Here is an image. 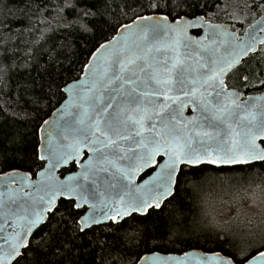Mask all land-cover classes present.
<instances>
[{"label": "snow or ice", "instance_id": "obj_1", "mask_svg": "<svg viewBox=\"0 0 264 264\" xmlns=\"http://www.w3.org/2000/svg\"><path fill=\"white\" fill-rule=\"evenodd\" d=\"M209 6L0 0V264H264V228L197 206L205 166L264 172V95L227 83L264 88V19Z\"/></svg>", "mask_w": 264, "mask_h": 264}, {"label": "rangeland", "instance_id": "obj_2", "mask_svg": "<svg viewBox=\"0 0 264 264\" xmlns=\"http://www.w3.org/2000/svg\"><path fill=\"white\" fill-rule=\"evenodd\" d=\"M251 2L252 0H221L213 6L209 15L206 16V19H213V21L224 20L232 23V25L245 27L261 13L260 10H249L245 7V5ZM253 11L255 14H253ZM259 49L260 51L257 54L261 55V58L264 56V44L261 45ZM260 78L264 79L263 76ZM228 183L230 182L222 181L215 184L214 187H221L222 190H224L226 189L224 188L226 187L225 184ZM249 184L250 186L247 187L242 194L236 192L235 195L226 197L227 190H225L224 193L217 194L213 198H210V184H208L205 208L209 211H214L216 214L222 215L225 219L227 215H230V213L226 211L228 207H231L232 211L240 209L243 213L241 220H251L252 227L264 228V187L257 184L252 185L253 183ZM204 197L205 195L201 199L202 203ZM245 227H247L246 224Z\"/></svg>", "mask_w": 264, "mask_h": 264}, {"label": "trees", "instance_id": "obj_3", "mask_svg": "<svg viewBox=\"0 0 264 264\" xmlns=\"http://www.w3.org/2000/svg\"><path fill=\"white\" fill-rule=\"evenodd\" d=\"M220 1L221 0H210V6L207 10V16L209 15L213 6H215ZM54 25L55 22H53V26ZM39 38H40L39 33H34L31 37H25V39L29 41H35L38 40ZM260 56L261 55L257 54L256 56L250 59H246L245 67L252 68L253 70H255L256 68L264 69V56H262L261 58ZM81 58L83 59V57ZM239 71L242 73L244 69L242 68ZM72 75H79V73H73ZM203 176H204L203 192L200 193V199L197 200L198 207H204V208L206 207L205 204L207 202L206 194L208 192V184H210V198H213L217 194L224 193L225 190H227L225 195L226 197H229L230 195H235L236 192H240L242 194L246 190V188L250 186L249 183H253L252 185L257 184L264 187V172H262L259 176H251L245 170H242L238 166L220 167V168L205 166ZM222 181L230 182L228 184H225L226 187L224 188L226 189L222 190L221 187L219 188L214 187L215 184L220 183ZM203 194L205 195V197L203 198V203H202L201 199L204 196ZM203 247L206 250L212 246L204 245ZM169 251L180 252L176 246H171L169 248Z\"/></svg>", "mask_w": 264, "mask_h": 264}, {"label": "flooded vegetation", "instance_id": "obj_4", "mask_svg": "<svg viewBox=\"0 0 264 264\" xmlns=\"http://www.w3.org/2000/svg\"><path fill=\"white\" fill-rule=\"evenodd\" d=\"M209 20V19H208ZM210 22H228V21H213V19H210ZM230 23V22H229ZM231 24V28L235 29V28H240V32L243 31L244 27L240 26V25H232ZM227 83L229 85V87L231 88H236L239 91H242L244 96L248 95V94H255V93H259L262 92L264 90V88H254L251 84L249 85V87L245 88L243 82L240 80L238 73L233 72L230 73L228 78H227ZM150 172H148L147 174H149ZM145 177V174H142L139 179H143ZM138 179V180H139Z\"/></svg>", "mask_w": 264, "mask_h": 264}, {"label": "water", "instance_id": "obj_5", "mask_svg": "<svg viewBox=\"0 0 264 264\" xmlns=\"http://www.w3.org/2000/svg\"><path fill=\"white\" fill-rule=\"evenodd\" d=\"M261 19H264V12H261L256 18H254L249 24H247V25L244 27V29H243L242 32H240V28H235V29L231 28V30L236 31L240 36H243V35L245 34V29H247L248 26H249L250 24H254V22L258 23ZM209 22H210V20H209ZM211 23H213V24H227V25H230V26H231V24H230L229 22H211ZM194 34H195V33H194ZM261 45H263V44H258V48H259ZM234 89H236V88H234ZM236 90H238V89H236ZM238 91H239V90H238ZM241 92H242V91H241ZM242 93H243V92H242ZM261 95H264V91L259 92V93H255V94H248V95H246V96H244V94H243V97H242V98L257 97V96H261ZM185 111H186V114H188V115L191 114V109H190V108L186 109ZM212 167L217 168L216 166H212ZM221 167H234V166H221ZM65 174H66V173H65ZM150 174H151V173H149L148 175H150ZM141 175H142V174H141ZM144 178H145V177H144ZM137 179H139V177H138ZM186 250H188V249H186ZM173 253H174V254H180V252H173Z\"/></svg>", "mask_w": 264, "mask_h": 264}]
</instances>
